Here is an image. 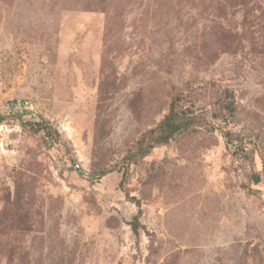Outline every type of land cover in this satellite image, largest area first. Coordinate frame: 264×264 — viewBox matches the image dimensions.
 Instances as JSON below:
<instances>
[{"label":"rangeland","instance_id":"rangeland-1","mask_svg":"<svg viewBox=\"0 0 264 264\" xmlns=\"http://www.w3.org/2000/svg\"><path fill=\"white\" fill-rule=\"evenodd\" d=\"M0 115V264H264V0H0Z\"/></svg>","mask_w":264,"mask_h":264},{"label":"trees","instance_id":"trees-1","mask_svg":"<svg viewBox=\"0 0 264 264\" xmlns=\"http://www.w3.org/2000/svg\"><path fill=\"white\" fill-rule=\"evenodd\" d=\"M179 115L177 116V113L174 110V106L172 105L169 109V112L166 114V116L163 118V120L159 123L157 128L152 131L156 132L157 136L153 139V143L147 145L144 147L143 140L138 142V148L137 151L139 154H146L150 148H153L155 145H160L167 143L168 140L177 132L181 130V127H187L186 123H181L178 121ZM2 121V116L0 115V122ZM25 126L27 127L28 131L37 134L39 132H44V135L50 136L51 132L49 131V128L45 124L41 123H25ZM48 128V129H47ZM53 134L55 132L53 131ZM259 181L258 177H254V182L257 183ZM137 216L134 217L135 221H137Z\"/></svg>","mask_w":264,"mask_h":264}]
</instances>
